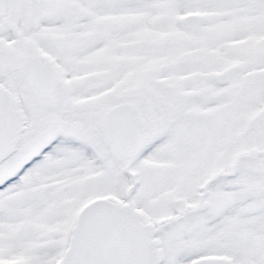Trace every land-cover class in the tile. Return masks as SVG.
<instances>
[{"label":"snow or ice","instance_id":"6c2138e0","mask_svg":"<svg viewBox=\"0 0 264 264\" xmlns=\"http://www.w3.org/2000/svg\"><path fill=\"white\" fill-rule=\"evenodd\" d=\"M0 264H264V0H0Z\"/></svg>","mask_w":264,"mask_h":264}]
</instances>
